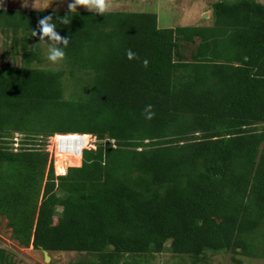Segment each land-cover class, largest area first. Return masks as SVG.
Listing matches in <instances>:
<instances>
[{"label": "trees", "instance_id": "1", "mask_svg": "<svg viewBox=\"0 0 264 264\" xmlns=\"http://www.w3.org/2000/svg\"><path fill=\"white\" fill-rule=\"evenodd\" d=\"M212 8V25L177 27L155 12L70 13L58 69L35 65L31 30L69 10L0 8L23 59L0 60V219L21 245L70 264L264 258V3ZM0 264L21 263L0 247Z\"/></svg>", "mask_w": 264, "mask_h": 264}, {"label": "rangeland", "instance_id": "2", "mask_svg": "<svg viewBox=\"0 0 264 264\" xmlns=\"http://www.w3.org/2000/svg\"><path fill=\"white\" fill-rule=\"evenodd\" d=\"M220 0H107L108 11H134V12H155L158 15L160 27H177L186 25H212L215 20L212 5ZM264 3V0H258ZM71 0H0V7H10L12 9H44V10H69L68 4ZM50 4V5H49ZM78 10L89 11L86 7L80 6ZM9 35L0 27V60L2 63L20 65L23 62L21 50L18 46L14 48L13 41ZM32 43H39V38L33 37ZM42 48V60L36 62V66L58 69L64 65L65 59L52 64L47 61L46 43H39ZM189 55V50L186 51ZM58 136V134H56ZM13 137L14 148H19L20 133L15 132ZM56 136V137H57ZM90 143L83 147L94 148L96 137L90 134ZM55 136H51L47 141V148L54 159L56 174H64L57 169L58 162L64 157H69V153H60L57 148L59 140L55 143ZM58 138V137H57ZM72 157V156H71ZM67 163V161L65 162ZM72 165H69L70 167ZM67 167V168H68ZM66 168V170H67ZM61 211V208L58 209ZM0 247L6 248L9 256L17 263L21 264H70L75 258V254L69 252H49L51 257L46 259L43 250L34 249L33 246H23L12 237V230L7 225V219H0ZM148 260L143 264H193L192 258L188 255H178L170 251L153 253L146 257ZM145 258V259H146ZM144 260V259H143ZM201 264H264V258L260 256H247L230 251L207 252L203 256Z\"/></svg>", "mask_w": 264, "mask_h": 264}, {"label": "clouds", "instance_id": "3", "mask_svg": "<svg viewBox=\"0 0 264 264\" xmlns=\"http://www.w3.org/2000/svg\"><path fill=\"white\" fill-rule=\"evenodd\" d=\"M80 6L86 7L94 15H104L108 10L109 4L107 0H71L68 4L69 12L67 15L57 16L55 22H53L52 15L44 16L38 21V30H31L32 37L38 36L39 43L43 42L48 45L46 59L52 64H58L66 58V49H68L72 41L69 37L62 36L57 31V28L60 25L70 24V13L78 12ZM128 55L129 58L132 57L131 52Z\"/></svg>", "mask_w": 264, "mask_h": 264}, {"label": "built area", "instance_id": "4", "mask_svg": "<svg viewBox=\"0 0 264 264\" xmlns=\"http://www.w3.org/2000/svg\"><path fill=\"white\" fill-rule=\"evenodd\" d=\"M54 136H55L54 139H55V143H56V141H58V138H57V137H60L61 135H58V136H57V135H54ZM56 136H57V137H56ZM56 145H57V143H56ZM91 145H92V147H95L94 144H91ZM57 148H58V150L60 151V153H62V154L66 153V152H64V151L61 149V146H58V145H57ZM81 150H82V152H83V149H81ZM66 154H67V153H66ZM67 169H68V168H67ZM66 172H67V170H66ZM66 172H65V173H66ZM65 173H64V174H65Z\"/></svg>", "mask_w": 264, "mask_h": 264}, {"label": "water", "instance_id": "5", "mask_svg": "<svg viewBox=\"0 0 264 264\" xmlns=\"http://www.w3.org/2000/svg\"><path fill=\"white\" fill-rule=\"evenodd\" d=\"M77 134H79V133H77ZM80 135V134H79ZM82 149V148H81ZM80 149V153L82 154V150ZM44 251V253L46 254L45 256H46V259L48 258V259H50L51 257L49 256V254H48V251L47 250H43Z\"/></svg>", "mask_w": 264, "mask_h": 264}, {"label": "crops", "instance_id": "6", "mask_svg": "<svg viewBox=\"0 0 264 264\" xmlns=\"http://www.w3.org/2000/svg\"><path fill=\"white\" fill-rule=\"evenodd\" d=\"M0 8H6V7H4V6L2 7V6H1ZM81 165H82V160H81V163H80V165H79V166H81Z\"/></svg>", "mask_w": 264, "mask_h": 264}]
</instances>
